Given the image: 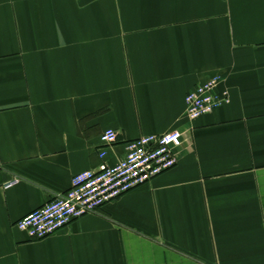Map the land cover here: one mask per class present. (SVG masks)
Segmentation results:
<instances>
[{
    "label": "crops",
    "instance_id": "0c3cea01",
    "mask_svg": "<svg viewBox=\"0 0 264 264\" xmlns=\"http://www.w3.org/2000/svg\"><path fill=\"white\" fill-rule=\"evenodd\" d=\"M213 76L228 101L190 121ZM174 129L170 169L44 238L16 227ZM0 264H264V0H0Z\"/></svg>",
    "mask_w": 264,
    "mask_h": 264
},
{
    "label": "built area",
    "instance_id": "2783aa9c",
    "mask_svg": "<svg viewBox=\"0 0 264 264\" xmlns=\"http://www.w3.org/2000/svg\"><path fill=\"white\" fill-rule=\"evenodd\" d=\"M219 82L220 77L213 76L186 94V116L190 121L228 101L227 91L217 90ZM181 136L182 132L174 129L160 135H142L129 140L122 158L73 175L66 191L23 216L16 222V227L29 238L41 239L74 219L96 211L173 167L177 161L174 148ZM100 142L99 157L103 159L107 154L106 147L117 142V132L112 128L105 129L100 135ZM16 181L17 178H13L5 185L10 186Z\"/></svg>",
    "mask_w": 264,
    "mask_h": 264
}]
</instances>
